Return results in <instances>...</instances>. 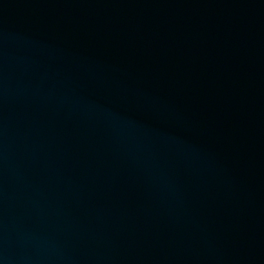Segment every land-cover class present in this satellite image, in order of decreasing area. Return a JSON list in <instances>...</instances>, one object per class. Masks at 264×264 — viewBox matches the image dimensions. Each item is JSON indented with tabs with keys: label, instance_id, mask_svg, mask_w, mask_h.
Masks as SVG:
<instances>
[{
	"label": "water",
	"instance_id": "water-1",
	"mask_svg": "<svg viewBox=\"0 0 264 264\" xmlns=\"http://www.w3.org/2000/svg\"><path fill=\"white\" fill-rule=\"evenodd\" d=\"M0 264H264V0H0Z\"/></svg>",
	"mask_w": 264,
	"mask_h": 264
}]
</instances>
